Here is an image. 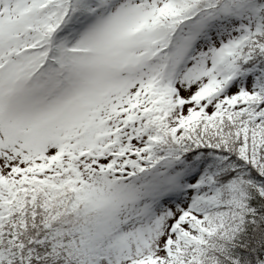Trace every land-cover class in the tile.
<instances>
[{
  "label": "snow or ice",
  "instance_id": "6c2138e0",
  "mask_svg": "<svg viewBox=\"0 0 264 264\" xmlns=\"http://www.w3.org/2000/svg\"><path fill=\"white\" fill-rule=\"evenodd\" d=\"M0 264H264V0H0Z\"/></svg>",
  "mask_w": 264,
  "mask_h": 264
}]
</instances>
